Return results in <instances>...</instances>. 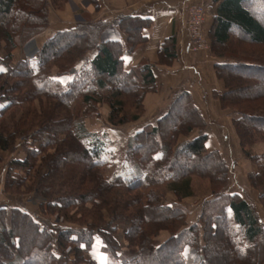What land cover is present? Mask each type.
I'll return each mask as SVG.
<instances>
[{
    "label": "trees",
    "instance_id": "1",
    "mask_svg": "<svg viewBox=\"0 0 264 264\" xmlns=\"http://www.w3.org/2000/svg\"><path fill=\"white\" fill-rule=\"evenodd\" d=\"M215 1L218 3L210 32L214 43L224 46L235 38L248 45L264 46V0ZM46 6L44 0H0V46L6 41L10 50L17 42L24 44L46 29ZM122 23L124 32L133 29L138 37L129 35V42L101 40V33L109 26L117 25L123 32ZM151 25L149 19L132 14H123L116 24L102 19L80 23L55 31L39 47L35 58L26 57L16 68L6 61H10L11 54L4 59L10 67L7 76L15 79L9 90L16 94L25 87L31 90H27L28 98L20 99L19 94L10 96L8 90L1 92V87L5 88L1 85L0 100L7 102L0 105V149L12 148L15 139L24 136L27 156L15 158L12 163L32 168V159L44 154L37 170V183L42 186L40 194L49 199L48 211L58 212L68 220L75 215L82 219L80 227L53 226L38 222L36 219L43 220L29 211L0 207L6 217L10 215L9 222L0 219V250L5 252L3 259L13 257L3 264H18L29 250L32 255H28V261L36 253L38 264H56L61 259V264H68L67 258L72 255L77 264H99L94 252L113 254L111 264H264L262 220L252 202L227 189L229 166L221 150L207 149L209 136L203 128L207 122L187 89H177L166 112L128 138L121 164L114 162L106 134L90 131L84 120L76 121L71 116V104L77 99L91 101L92 95L98 93L95 90H104L111 95L107 100L111 107L109 120L116 124L126 122L127 116L120 117L123 103L120 97L127 84L128 91L135 95L141 88L137 75L142 76L146 87L156 80L147 58L123 71L120 51L124 43L125 52H131L145 41L143 29ZM176 44L175 35L168 37L160 54L175 58ZM229 49V57L236 59L215 63L216 74L226 86L216 95L222 107L234 109L238 135L242 143H247L252 141L255 131L264 136V57L254 58L247 49L241 52L237 46ZM53 61L61 64L58 71L50 68ZM4 73L0 72V77ZM68 74L73 77L67 83L56 78ZM112 81L117 84L113 86ZM245 83L252 88L236 95L233 86ZM89 90L94 92L90 94ZM40 95L58 100L57 114L48 116L28 105L19 122H14L16 116L10 110ZM256 103L258 107L254 106ZM8 112L11 122L18 126L17 131L7 129ZM60 112L67 119H57ZM198 127V134L190 137ZM181 136L187 138L179 140ZM62 152L72 155L70 167H61ZM255 159L263 163L249 177L263 198L264 177L262 182L257 177L264 172V154L256 155ZM194 173L211 179L212 196L202 201L197 220L188 222L189 209L180 201L193 194ZM165 182L179 196L177 202H164L154 194L151 187ZM90 200L94 201L93 206L85 209ZM121 226L125 227L124 236L130 246L137 249L130 256L123 255L125 249L116 238ZM164 230L170 235L157 241L158 233Z\"/></svg>",
    "mask_w": 264,
    "mask_h": 264
},
{
    "label": "rangeland",
    "instance_id": "2",
    "mask_svg": "<svg viewBox=\"0 0 264 264\" xmlns=\"http://www.w3.org/2000/svg\"><path fill=\"white\" fill-rule=\"evenodd\" d=\"M131 1L133 0H44L45 4L47 5L46 8L48 11V24H47V28L40 32L48 33L49 34L47 36L48 38L52 36V34L55 31L62 30V29H56L54 26L58 28L57 25L63 26L66 23L76 26L80 23L95 22V20L102 19V20H107V21L110 20L113 24H116L118 20L123 18V14H129V13H123V9H125L124 6L131 3ZM145 1L146 0H136L135 3L132 2L131 4L136 5L137 2L141 4V3H144ZM194 3H201L205 5L207 9V15H206V20H205L206 24L204 28L206 46L202 49L207 48L206 50H209V52L214 57H216V62L223 63L225 60H227V58L236 59L233 57H229V55L231 54L229 48H231L232 46L240 47L242 49L241 52L242 51L244 52V50L247 49L248 55L252 54L254 58L255 57L258 58V56H260L259 58L264 57V46H257V45L252 46L250 44L248 45L244 41H240L239 39L237 40L233 38L228 44H224V46L214 43V39L210 32L213 27V22H214L213 19L215 16V12L217 8L216 5L218 2H216L215 0H192V2H189L186 6L187 12L189 10L188 9L189 6ZM187 12H186V19H187ZM111 14H113V16ZM209 21L210 23L208 25ZM122 24L123 25L121 26V28L123 29V32H121L118 29L117 25L109 26L107 29H105L101 33L100 35L101 40L103 41H106L107 39L116 40L114 38H110V39L106 38L104 34V33H109L110 30H113V31L115 30L114 34L116 32L117 40L124 42L126 38V40H128L129 42V38H128L129 35H132L133 37L134 34H136V32L130 28H128L130 33L124 32V23ZM68 28L70 27H66V29ZM40 32H38V34ZM186 33H187V23H186ZM38 34L34 35L33 37L25 41L24 44L17 42V45L11 48L10 50L6 48V41H3L1 43L0 57L2 60L0 61V67L2 66V69L4 70L3 72H5L0 77V87L1 85L5 87L4 89L3 87H1L2 88L1 92L3 91L5 92V90L10 91L9 89L12 87L11 83L15 80L14 78H11V77L9 78L7 76V74L10 73V67L11 68L18 67V64L24 61L26 57H30V58L36 57L38 50L32 56L25 55V54L22 56V54L20 53L25 45L35 42L34 38L37 37ZM124 34L126 35L125 38H124ZM171 36H174V34H171L169 37ZM136 37L134 36V38ZM143 42L144 41H141L139 43H143ZM167 42H171V40ZM176 48H177V45H176ZM176 48H175V51L177 53V56L175 58L170 59L169 57H166L164 53L162 54L159 53L158 58L155 61H152L148 58L147 59L152 64L153 67L156 64H159V65L160 64L162 65L174 64L178 59V51ZM123 50H124V53L122 52ZM200 50L193 51V52L197 53ZM16 51H19V53ZM120 52H121L120 58H122L121 63H122V66L124 67L123 71H125L127 69V66L125 64L126 58L124 57H126V54L128 53L130 54V52H125V43H124V49H122ZM8 54L12 55V57L10 58V61L6 60L10 67L7 65L6 61L4 60L8 56ZM18 56H21V57L18 58ZM142 58L144 59L146 57H142ZM259 60L261 61L263 59H259ZM54 62L55 61H53L52 65H50V68H52V71H58L61 67V64L58 65ZM215 63H214V70L216 73ZM139 75H137L136 80L138 82L140 81V84L137 83V85L138 87H141V88L137 90L136 92L137 94L134 95L132 91H128V84H127V87L125 88V92L122 93V96L120 97V99L123 100L120 117L121 116L128 117L125 123L116 124L109 120V117L111 115V107L107 100L109 99L111 95L109 93H106L104 90H101V91L95 90V93L97 92L98 93L95 95H92L94 99H92L91 101L86 102L83 98L77 99L73 104H71V108H70V111L73 112L71 116L74 117L76 121L81 122L82 120H84L85 125H87L90 131L100 133V135L102 136L103 134H106V136L104 135V137L108 139V142H109L108 149L111 151V153H113L114 155L113 160L115 163L117 162V164H121L120 161L122 160L123 156H125L127 153L126 150H127L128 138L134 135L136 132L140 131L141 128H143L146 124H150V122L155 123L159 115H162L168 109L167 106L169 105V102L175 96L174 92L179 88H182V87L185 88V86H183L184 84H182V85L176 86L175 89L172 90V92L170 91V89H168L170 92L169 91L167 92L166 90L164 94H161V98L164 101V103L166 102V105H163L162 108L153 111L152 103L150 105H147L146 98L148 94L157 93L160 88L161 90H164L163 83L161 82L160 79H157V76L155 75L156 83H154L151 86L146 87L145 84L143 83V80H141L142 76L141 75L139 76ZM72 77L73 75L68 74V75H58L56 78L61 80V82L67 83V81ZM220 80L224 82L222 79ZM111 84L114 86L117 83L116 81L114 82L112 81ZM119 84L120 82H118V85ZM223 84H224L223 90L213 89L211 93H213L214 98L218 103V107L223 112V114H225L224 115L225 119L220 120L219 117H216L218 114L216 115L213 111L211 113L210 110L206 112V114L202 112L203 117L205 121L207 122L206 126H204L203 128L204 130H206L207 134L208 133L210 134L208 135L209 136L208 140L210 138L214 139L216 135V139H218L222 143V145L224 144V145H227L228 147H230V145L233 144V141L237 142V145L240 149L239 152H236L235 154L228 153L227 155V154H224V151H222V153L224 154L225 160L229 166L228 168L229 181L227 184V189L231 192H235L241 195V197L243 196L246 197L249 202H252L256 208V212L258 213L259 218L262 220V223L264 225V197L263 198L260 197L261 191H259V189L257 188L258 186H255L253 184L251 177H249L250 176L249 174L252 172H256L259 169V164L263 163V162L258 163L255 157L256 155L264 154V136L258 133L257 131H255L252 133L253 139L251 142L242 143L241 138L238 135L235 122L233 121L234 120L233 119L234 109L230 106H226V108L222 107L220 100L216 95L217 93H220L225 90V87H226L225 83ZM233 87H234L233 92H235L236 95L237 93L248 91L249 89L252 88V86L248 83H245L244 85L237 84V85H234ZM25 88L21 89L17 94L13 93L12 91L8 92V94L10 96H17L19 94V96L17 97L20 99H25V97L23 96H26V98H28L30 94H28L27 90H31V89H28V88L25 89ZM93 92H94L93 90L88 91V93L90 94ZM189 92L192 93V91L190 90ZM192 96H194L193 93H192ZM56 101L58 100H56L55 98H51L45 95H40L39 98H36V100L30 103L25 102V104L20 103L18 106H15V108H12L10 111H11V114L14 113L16 116L14 122H17V121L19 122L20 118L24 115L22 110L25 109L26 107L28 108V105L31 106L32 109H35L37 111L42 110L46 114H48V116H52V114L53 115L57 114V112L55 111V107H57ZM194 101H195V104L198 105L195 98H194ZM6 102L7 101L5 99L0 100V105ZM258 105L259 104L256 103V105L254 106L258 107ZM148 108L152 110L150 109L148 110ZM9 112L7 113L8 114L7 121L9 123L8 126L10 128H7V129L9 131H12V130L17 131L18 126H14L13 122H11V118H10L11 114L9 115ZM213 114H215L214 116L216 118L212 117ZM134 115H137L136 119L133 118ZM64 117H65L64 113L60 112V115H58L56 118L60 120V119H63ZM65 119L67 118H64V120ZM149 119L151 121H149ZM8 130H6V132H8ZM199 130H200L199 127L196 128L193 131V133L190 134L189 136L194 137V135L198 134ZM23 137L24 136H18L15 139L16 143L15 145L12 146V148H9L7 150L0 149V207L4 206L6 207L5 208L6 210H11V209H14L15 207V208H18L19 210L23 209L27 212L29 211L32 213L33 216H35V218L37 215L39 218L43 220L41 221L40 219H36L38 222L40 221L41 223H44L47 225L52 224L54 226L57 224L58 225L68 224L71 226L73 225V226L80 227L81 226L80 220L82 219L80 218L81 217L80 215H75L74 219L72 218V220H68V219H65L63 215L59 216L58 212L54 213L53 211H50V210L48 211L47 209V202L49 201V199L40 194L39 187H42V186L41 184L37 183L39 181L37 179L38 178L37 170L41 164L40 163L41 158L43 157L44 154L39 156L36 160L32 159L31 161L32 162L31 166H33L32 168H28L29 166L27 167L19 166L18 164L12 163L13 159L15 158H24L25 156H27V151H26L27 145L25 144L26 139ZM186 138H187L186 136H181L179 140L181 139L184 140ZM232 148H234V145H232ZM247 150L249 154H251V156L247 154L246 152ZM238 153H239V158L236 159L238 157ZM61 154H62L61 155L62 157L61 167L63 168H65V166L70 167L71 163L74 160L72 155L68 154L67 152H62ZM234 155H236L237 157L234 158ZM130 157H133V154H131ZM52 177H55V175H53ZM262 177H264V172H262V175L257 177V180L261 181ZM192 179H193L192 181L193 182L192 183V193L193 194L191 196L185 197V199L180 201L185 207L189 209V213L187 215L188 222L197 220L200 214L202 201L212 196L211 187H210L212 183L211 179H208L205 176H201L198 173H194L192 175ZM169 184L170 183L168 182L157 183V184H154L151 188L153 189L154 194H156V196L157 195L160 196L161 200H163L164 202H167V203L171 201L177 202L179 200V196L169 189L170 188ZM131 193L133 194L135 192H131ZM146 200L147 198H144V201ZM93 204H94V201H91V200L88 201L87 204L85 205V209H91ZM43 209H45L44 212H42ZM1 211L3 210H0V219L5 220V222H9L10 215L8 214V216L6 217V215H4V213H2ZM106 218L110 219L108 214ZM124 230H125V227L121 226L119 228V231L116 232L117 233L116 238H118V242L120 245H122V248L125 249V253L123 252V255L130 256V254H132V251L133 250L136 251L137 249H135L133 246L132 247L130 246V241L128 240V238L124 236ZM169 235H170V232L164 230L163 232L158 233L157 241L168 238ZM24 239L25 241H28V238L26 237V235L24 236ZM7 251L9 252V249H7ZM29 251L24 252L23 254L24 257L18 260V264H38L35 262V259L37 260V257L35 256L36 253L34 254V257L28 261V255L30 254L32 255V253L29 254ZM94 253L99 261V264H105V263L111 264L115 259V258L113 259V254L111 253L110 254L104 253V252L103 253L94 252ZM3 254H5V252L0 250V264H3L2 262L4 260L6 261L12 260L13 257H10V255H8L6 259H3L4 258ZM189 254H191V251H189ZM72 257L73 255L67 258L68 264H77ZM62 262H63V259H61V261H58V263L56 264H61ZM78 264H81V263H78Z\"/></svg>",
    "mask_w": 264,
    "mask_h": 264
},
{
    "label": "crops",
    "instance_id": "3",
    "mask_svg": "<svg viewBox=\"0 0 264 264\" xmlns=\"http://www.w3.org/2000/svg\"><path fill=\"white\" fill-rule=\"evenodd\" d=\"M135 1L136 0H133L131 3H135ZM189 2H192V0H146L141 4L137 2L136 5H132L131 3L125 5L123 13L136 16L140 15L143 18L149 19L152 23V27L143 29V35L147 39L143 43H138L130 54L128 53L126 57H124L126 58L125 64L127 69H129L132 65L138 63L142 57L155 61L158 58V54L165 40L171 34H174L177 37L176 49L178 51V59L174 64H156L153 67L157 79H160L163 83L164 90L160 88L157 93L148 94L146 104L150 105L152 103L153 111L162 108L163 105H166V102L164 103L162 100L161 94H164L166 90L168 92V89L172 92L176 86L184 84L183 86L194 94L193 97L202 112L206 114L209 110L211 113L213 111L216 115L218 114L216 117L223 120L225 119V114L220 110L213 93H211L213 89H224V82L217 77L214 70L216 57H214L209 50H206L207 48L197 53H194L189 48L188 36L186 33V6ZM111 15L113 16V14ZM209 23L210 21L208 25ZM57 26L58 28L56 26L54 27L56 29H66V27H71L73 25L66 23L63 26ZM114 31L110 30L109 33H104L105 37L117 39L116 32L114 34ZM48 35L49 34L46 32H40L37 37L34 38L35 42L25 45L20 54H22V56L24 54L29 56L34 55ZM125 37L126 35L124 34V38ZM16 52L19 53V51ZM20 57L21 56H18V58ZM0 69H2V66ZM2 71L4 70H0V72ZM149 109L150 108H148V110ZM215 114L212 115L213 118H216L214 116ZM149 121L151 120L149 119ZM208 135L210 134L208 133ZM232 145H234V148H232ZM232 145H230V147L224 144L222 145V143L216 139V135L214 139L210 138L206 142L208 150L219 149L224 151V154L227 155L228 153L235 154L240 151L236 141H233ZM236 157L237 156L234 155V158ZM238 158L239 153L236 159Z\"/></svg>",
    "mask_w": 264,
    "mask_h": 264
},
{
    "label": "built area",
    "instance_id": "4",
    "mask_svg": "<svg viewBox=\"0 0 264 264\" xmlns=\"http://www.w3.org/2000/svg\"><path fill=\"white\" fill-rule=\"evenodd\" d=\"M194 5V6H193ZM187 12V36L189 48L198 51L206 46L205 24L207 9L201 3H194L189 6Z\"/></svg>",
    "mask_w": 264,
    "mask_h": 264
},
{
    "label": "snow or ice",
    "instance_id": "5",
    "mask_svg": "<svg viewBox=\"0 0 264 264\" xmlns=\"http://www.w3.org/2000/svg\"><path fill=\"white\" fill-rule=\"evenodd\" d=\"M0 70H2V69H0Z\"/></svg>",
    "mask_w": 264,
    "mask_h": 264
}]
</instances>
